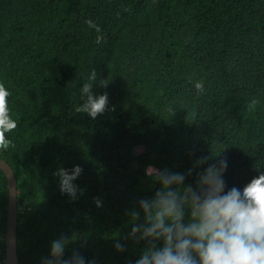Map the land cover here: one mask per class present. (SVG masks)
Instances as JSON below:
<instances>
[{
    "label": "trees",
    "instance_id": "16d2710c",
    "mask_svg": "<svg viewBox=\"0 0 264 264\" xmlns=\"http://www.w3.org/2000/svg\"><path fill=\"white\" fill-rule=\"evenodd\" d=\"M92 77L108 98L94 119L75 111ZM0 85L16 120L0 158L18 182L19 264H41L60 236L73 238L66 255L131 264L144 242L127 239L129 211L155 190L149 165L183 172L223 148L226 188L264 172V0H0ZM73 164L83 192L70 200L53 173ZM8 194L0 170L5 262Z\"/></svg>",
    "mask_w": 264,
    "mask_h": 264
},
{
    "label": "clouds",
    "instance_id": "9594fccd",
    "mask_svg": "<svg viewBox=\"0 0 264 264\" xmlns=\"http://www.w3.org/2000/svg\"><path fill=\"white\" fill-rule=\"evenodd\" d=\"M92 77L81 83L80 103L75 111L95 118L107 104V93L94 94ZM202 90L200 82L195 84ZM8 90L0 85V145L10 140L6 133L16 127L8 108ZM223 149V148H222ZM219 150L192 160L183 172L149 165L145 175L156 185L151 196L141 197L129 211L127 239L144 242L131 264H264V172H259L242 187L226 188V158ZM209 160H214L208 163ZM83 169L79 164L57 167L53 176L62 195L75 200L83 189L76 183ZM192 183H185L192 177ZM96 207L102 198L93 197ZM139 221V222H138ZM73 238L60 236L49 242L41 264H95L80 248L66 249ZM83 247V244L81 245ZM117 253L125 244L113 239ZM0 264L6 262L0 259Z\"/></svg>",
    "mask_w": 264,
    "mask_h": 264
},
{
    "label": "water",
    "instance_id": "95a60500",
    "mask_svg": "<svg viewBox=\"0 0 264 264\" xmlns=\"http://www.w3.org/2000/svg\"><path fill=\"white\" fill-rule=\"evenodd\" d=\"M0 170L4 172L8 183V213L6 224V264H19L17 247V226H18V182L12 167L2 158H0ZM2 213L0 210V223Z\"/></svg>",
    "mask_w": 264,
    "mask_h": 264
},
{
    "label": "rangeland",
    "instance_id": "374dc122",
    "mask_svg": "<svg viewBox=\"0 0 264 264\" xmlns=\"http://www.w3.org/2000/svg\"><path fill=\"white\" fill-rule=\"evenodd\" d=\"M135 151H136V153H140L141 154V153H143L144 148L140 147V148H137Z\"/></svg>",
    "mask_w": 264,
    "mask_h": 264
}]
</instances>
